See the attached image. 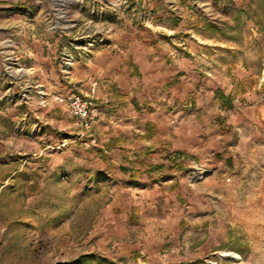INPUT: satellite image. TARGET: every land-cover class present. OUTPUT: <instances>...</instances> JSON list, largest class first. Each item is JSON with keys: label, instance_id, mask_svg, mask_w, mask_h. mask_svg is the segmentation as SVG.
<instances>
[{"label": "rangeland", "instance_id": "obj_1", "mask_svg": "<svg viewBox=\"0 0 264 264\" xmlns=\"http://www.w3.org/2000/svg\"><path fill=\"white\" fill-rule=\"evenodd\" d=\"M0 264H264V0H0Z\"/></svg>", "mask_w": 264, "mask_h": 264}, {"label": "built area", "instance_id": "obj_2", "mask_svg": "<svg viewBox=\"0 0 264 264\" xmlns=\"http://www.w3.org/2000/svg\"><path fill=\"white\" fill-rule=\"evenodd\" d=\"M63 63L65 66L64 71L68 72L67 69H70L74 65V56L71 53L64 52ZM96 85V83L92 84L81 94H73L67 101L68 113L86 127H90L96 115V101L98 99V88ZM38 93L41 102L46 103L48 98L47 92L43 88H40ZM21 98L26 99V92H24Z\"/></svg>", "mask_w": 264, "mask_h": 264}, {"label": "crops", "instance_id": "obj_3", "mask_svg": "<svg viewBox=\"0 0 264 264\" xmlns=\"http://www.w3.org/2000/svg\"><path fill=\"white\" fill-rule=\"evenodd\" d=\"M98 94H99V96L98 97H104V93H103V91H101V87H102V85H100V84H98ZM99 100V99H98ZM97 100V101H98ZM100 104H102L101 106H106V104H104V100L102 99V100H100V102H99V104L98 105H100ZM103 111V110H102ZM98 112L100 113V110H98ZM105 115V114H104ZM104 117V116H103ZM101 119H102V115L101 114H99L98 115V119H97V121H96V123H100V122H98V121H101Z\"/></svg>", "mask_w": 264, "mask_h": 264}, {"label": "bare ground", "instance_id": "obj_4", "mask_svg": "<svg viewBox=\"0 0 264 264\" xmlns=\"http://www.w3.org/2000/svg\"><path fill=\"white\" fill-rule=\"evenodd\" d=\"M229 256H231L233 259H240V255L239 254H233V253H227Z\"/></svg>", "mask_w": 264, "mask_h": 264}]
</instances>
